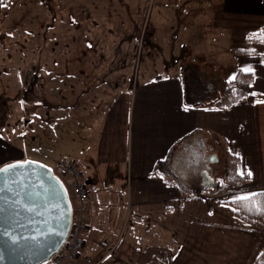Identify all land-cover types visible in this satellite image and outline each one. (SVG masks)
<instances>
[{
    "label": "crops",
    "instance_id": "1",
    "mask_svg": "<svg viewBox=\"0 0 264 264\" xmlns=\"http://www.w3.org/2000/svg\"><path fill=\"white\" fill-rule=\"evenodd\" d=\"M180 1L155 0L150 27L156 45L163 46L162 64L151 73L142 64L135 85L131 86L129 80L124 85L100 80L95 86L84 87L79 78H84L85 72H72L73 117L83 127L87 123L83 114L92 108L88 128L92 121L96 122L90 138H86L87 151L78 150L71 158L85 174L89 189L86 235L92 240L108 238L110 244L117 242L113 254L99 264H254L264 252V228L258 230L236 218L232 208L213 191L210 195L179 183L180 175L188 171V161L203 158L198 151L202 138L209 145L228 144V156L239 161L236 175H249L248 182L226 189L227 200L264 190V42L250 40L251 35L264 33V0H184V7H177ZM89 2L93 5L87 11L89 20L82 25L93 36V40H87V49H92L86 51L85 40L78 38L71 45L72 63L93 62L96 48L90 42L95 46L106 41H115L120 63L126 61L128 43H138L137 38L128 42V36L112 39L108 35L117 29L115 25L128 29L133 26H128L129 22H142L143 16H136L143 14L137 1L115 8L122 11V20L121 14L107 16L112 8L108 2L112 0ZM201 21L213 38L197 37L202 33ZM162 26H167L170 34L160 41L158 32ZM102 30L106 33L101 35ZM182 32H189V38L179 43ZM226 49L239 63L238 69L253 76L248 95L231 107H218L221 88L217 97L211 98L212 104L205 106V89L195 79H204L203 85L208 86L211 78H220L218 72L225 77L222 69L226 66L221 67L224 62L219 56ZM173 57L179 60V67L172 74L163 63ZM66 58L62 51L56 60ZM207 64L216 74L205 73L207 68L201 65ZM188 70L192 73L187 74ZM124 72L128 76L127 67ZM192 88L201 98L195 97L199 105L184 103V92L189 94ZM56 95V106L68 111L62 87ZM9 151L12 155L13 150ZM8 159L12 163L35 160L26 157L25 152ZM7 161H0V168ZM165 173L174 176L169 178ZM182 192L186 195L182 196ZM106 226L111 227L109 232ZM161 234L165 242L158 244L155 240Z\"/></svg>",
    "mask_w": 264,
    "mask_h": 264
},
{
    "label": "rangeland",
    "instance_id": "2",
    "mask_svg": "<svg viewBox=\"0 0 264 264\" xmlns=\"http://www.w3.org/2000/svg\"><path fill=\"white\" fill-rule=\"evenodd\" d=\"M136 1L138 8H141L139 11H143V14L140 13L136 16H143L142 22L137 23L136 20L135 23L129 22L128 26L132 24L133 26L128 29H125L126 26L118 28L115 25L117 29L110 30L111 33L108 35L112 39H125L128 36V42H130V38H137L138 43H128L126 61L121 63L117 56L118 53L120 54V49L114 45L115 41L112 44L110 41L101 42L95 46L94 42H90V45L96 48L94 61L72 63L71 45L77 42L78 38L85 40L83 48L86 51L92 49H87L89 45L87 40H93V36H90L89 28L82 25V22H88L87 11L90 6H93L89 0H16L4 7L0 5V161L8 160L2 165L3 167L15 164L8 159L13 154L25 152L26 157L37 159L34 161L46 165L59 175L57 166L61 161L72 160L73 153L78 150L87 151L88 141L86 138H90V131L96 122L92 121L88 128L89 120L93 116L92 108L83 114L87 119V123H84L83 127L81 126L82 122L79 123V119L73 117L70 109L72 107L70 104L71 88L75 81L72 77L73 70L77 72L82 69L85 72L82 73L85 77L79 78L84 87L95 86L100 83V80L104 83H107V80L114 85H124L125 81L129 80L133 86L137 83L136 73L137 70H141L142 64L149 68L150 73L155 71L156 67H161L160 53L163 46L156 45L154 32L150 27V15L156 7L155 0ZM183 2L184 0H181L177 7H184ZM108 3V6L112 8L108 10L107 16L121 14V20L124 15L121 13L122 11H117L115 8L132 5L131 0H112ZM72 11H79L81 14L78 15ZM156 17L160 18L161 15H156ZM116 21L120 23L118 20ZM204 23V21L200 22L202 33H197V37L213 38L210 32H205ZM112 26L115 27L113 24ZM167 28V26L160 28L158 32L160 41L170 34ZM105 31L102 30L100 34L106 33ZM132 33L133 36H130ZM180 35L183 39H179V43L182 41L184 43V39L189 38V32H182ZM96 44L98 43L96 42ZM62 51L67 55L66 60H56ZM101 54L103 57L100 56ZM219 57L224 62L221 67L226 66L225 70L222 69L226 74L225 77L218 72L220 78H211L208 86L203 85L204 79H197V82H201V86L205 89L203 101L205 106H210L213 102L211 98L217 97L221 91L223 80L233 79L240 67L239 63L227 53V49L225 54ZM166 59H169L168 56ZM168 61L163 65L166 67L168 65L173 74L179 67L177 65L179 60H174L173 57ZM210 66L209 64L201 65L202 68H207L205 73L216 74L212 72L213 66ZM126 67L128 76L124 72ZM186 73L190 74L192 70H188ZM32 77H35V81L32 89L28 90ZM141 79L139 77V80ZM208 80L209 78H207ZM128 82L126 83L128 84ZM59 86L64 91V100L69 103L68 111L56 106V94ZM183 98L186 105H199L198 100L193 95L186 94V91ZM198 146V151L203 154V158L198 160L191 158L188 161V171L180 175L179 183L185 186L184 188L187 186L201 192L202 173L208 174L216 184L222 183L225 180L226 163H229L230 160L232 162L239 161L238 159H236L237 161L228 159V144L226 143L223 145L211 143L209 145L200 138ZM9 149L13 150L12 155H9L11 154ZM212 156L215 157V161L210 160ZM244 160L250 161V159ZM167 175L169 178L174 176L171 173H165L164 176ZM83 177L85 178V174ZM66 190L69 201L73 203L74 198L71 190L68 187ZM212 191L204 192L212 195ZM98 194L105 195L103 192H98ZM92 195L94 194L92 193ZM156 238L155 235L153 239ZM155 242L163 244L165 242L163 235L161 234ZM43 264L52 263L48 260Z\"/></svg>",
    "mask_w": 264,
    "mask_h": 264
},
{
    "label": "water",
    "instance_id": "3",
    "mask_svg": "<svg viewBox=\"0 0 264 264\" xmlns=\"http://www.w3.org/2000/svg\"><path fill=\"white\" fill-rule=\"evenodd\" d=\"M32 77L28 90H31ZM215 161V157L210 158ZM9 166H13L10 168ZM0 264H43L63 246L72 210L52 170L26 160L0 170ZM203 189L213 187L201 174Z\"/></svg>",
    "mask_w": 264,
    "mask_h": 264
},
{
    "label": "trees",
    "instance_id": "4",
    "mask_svg": "<svg viewBox=\"0 0 264 264\" xmlns=\"http://www.w3.org/2000/svg\"><path fill=\"white\" fill-rule=\"evenodd\" d=\"M15 1L16 0H0V5L4 7L10 5L12 2ZM250 40L264 42V33H257L251 35ZM240 52L243 53L244 51ZM244 53L249 52L245 51ZM192 80L193 81L191 82V85L194 87V79ZM252 80L253 76L250 72H244L238 69L235 78L231 80H225L223 82L222 92L217 101V106L228 108L243 101L248 95L249 87L251 85ZM195 81L197 82V79H195ZM193 89L194 88L191 89V93H189V95H193L194 98L198 97L197 95L199 94H197V90L194 89L193 91ZM199 99L201 100V98ZM228 159L230 160L232 159V157L228 156ZM236 163L237 162H232V160L227 163L226 180L223 184L218 183L214 185L213 194L217 197H220L221 202L223 204H226L232 208L233 215L236 218H238L244 223L251 225L252 227L258 230H261L264 228V190L255 191L244 198L234 200H227L226 198V189L238 186L242 183H246L249 181V175L247 173L243 176L236 175ZM54 176L63 185H66L65 179H62L57 174H54ZM193 194H195V192H193ZM181 195H186V193ZM254 264H264V254H261L259 257H257Z\"/></svg>",
    "mask_w": 264,
    "mask_h": 264
},
{
    "label": "built area",
    "instance_id": "5",
    "mask_svg": "<svg viewBox=\"0 0 264 264\" xmlns=\"http://www.w3.org/2000/svg\"><path fill=\"white\" fill-rule=\"evenodd\" d=\"M59 166L60 174L67 179L68 185L76 198V204L72 211V223L68 240L64 250L53 258V263L62 264L69 260L78 264H99L113 254L117 244H110L106 239L90 241L85 238L84 213L89 197L88 187L84 183L82 172L75 162L62 161ZM105 229L109 231L110 227L107 226Z\"/></svg>",
    "mask_w": 264,
    "mask_h": 264
},
{
    "label": "snow or ice",
    "instance_id": "6",
    "mask_svg": "<svg viewBox=\"0 0 264 264\" xmlns=\"http://www.w3.org/2000/svg\"><path fill=\"white\" fill-rule=\"evenodd\" d=\"M10 168H12L13 166H9ZM0 171H7V169H4V170H0Z\"/></svg>",
    "mask_w": 264,
    "mask_h": 264
}]
</instances>
